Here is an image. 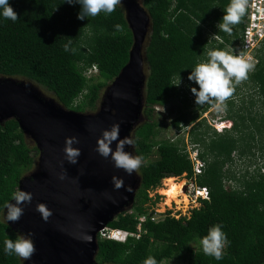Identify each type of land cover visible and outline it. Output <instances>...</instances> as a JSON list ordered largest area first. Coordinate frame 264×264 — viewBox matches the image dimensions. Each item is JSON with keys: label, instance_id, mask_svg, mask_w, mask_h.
<instances>
[{"label": "trees", "instance_id": "16d2710c", "mask_svg": "<svg viewBox=\"0 0 264 264\" xmlns=\"http://www.w3.org/2000/svg\"><path fill=\"white\" fill-rule=\"evenodd\" d=\"M228 2L143 0L151 24L143 90L147 118L131 134L133 155L143 156L136 170L141 181L133 206L108 224L130 236L125 242L98 237L96 263L142 264L153 256L158 264H264V41L255 51L256 64L243 79V91L233 89L226 100L222 120L229 121V130L223 133L203 118L212 108L209 104L194 105L189 89L198 86L187 79L192 67L206 61L209 49H237L246 14L231 33L216 27ZM9 3L17 20L0 18V78L29 82L66 110L95 112L104 91L130 59L133 35L124 7L79 20L80 6L63 0ZM116 24L120 30L114 28ZM91 68L96 74L87 76ZM178 75L181 83L173 86ZM175 100L181 106L170 126L179 136L160 139L151 116L156 108ZM189 146L203 163L199 175L194 173ZM257 150L261 162L255 171L240 174L235 168L238 158L246 159ZM39 155L15 119L0 124V264L24 262L3 252V241L20 234L4 219V210L12 201L11 193L37 169ZM172 177H185L195 188L206 189L208 198H199L188 217L167 213L155 218L154 211L148 213L149 192ZM142 215L146 220L138 230L137 219ZM213 224L222 225L229 241L220 260L205 255L199 242Z\"/></svg>", "mask_w": 264, "mask_h": 264}, {"label": "water", "instance_id": "95a60500", "mask_svg": "<svg viewBox=\"0 0 264 264\" xmlns=\"http://www.w3.org/2000/svg\"><path fill=\"white\" fill-rule=\"evenodd\" d=\"M122 6L133 47L95 114L66 110L29 82L0 78V124L15 119L40 151L37 169L19 186L32 193L31 201L20 205L23 214L17 221L7 222L14 231L32 234L34 252L23 264H95L99 232L134 202L141 181L136 170L128 175L113 166L110 156L95 151L102 130L119 123L118 139L131 137L143 115L150 17L135 0H122ZM71 136L78 140L72 146L80 149L76 164L67 162L63 152L65 138ZM128 147L124 150L133 154ZM114 175L123 178L124 186L113 188ZM40 203L51 210L46 220L36 210Z\"/></svg>", "mask_w": 264, "mask_h": 264}, {"label": "clouds", "instance_id": "9594fccd", "mask_svg": "<svg viewBox=\"0 0 264 264\" xmlns=\"http://www.w3.org/2000/svg\"><path fill=\"white\" fill-rule=\"evenodd\" d=\"M63 2L69 5L78 4L80 6L79 11L77 13V19L79 20H84L88 17H96L100 13L111 14L118 6H122V0H63ZM247 7L248 0H229L228 4L223 10L224 14L221 20L217 23L216 27L225 33H231L233 26L237 25L241 21L242 17L246 14ZM0 18L8 19L13 22L17 20V13L13 10L12 6L9 3V0H0ZM114 28L116 30H120L121 25L116 24L114 25ZM238 46L237 49L230 48V52L219 48L209 49L206 52V61H201L191 68L187 79L191 82H194L195 85L198 86L190 87L189 89L194 96L195 106L204 105L207 103L216 112H224L226 110V100L233 93V80L238 82L240 80L246 79L248 72L253 67L252 64H256V62L250 63L248 60L242 58L240 55H234V53L238 51ZM64 50H69L67 44L64 45ZM94 74H96L95 68H91V70L87 72V76ZM180 83L181 80L178 75V79L175 81L173 86H179ZM97 111L98 109L93 113L86 112L84 114H95ZM224 125L225 127L223 126V124L221 125V127L223 126L224 129L223 127L220 130L216 129L218 133H223L224 131L229 130V121H226ZM119 131V123H113L110 128L102 130L101 136L97 139L95 151L101 157L108 158L110 156L113 162V166L115 168L122 169L126 174L131 175L135 170L141 167L143 162V156L133 155L132 153L124 150L125 145H129L128 148L131 150V145L135 144V140L132 138V136H125L123 138L118 139ZM114 141L116 143L115 149L113 150L110 145H112ZM76 143H78V140L75 136L65 138V146L63 152L65 154V160L70 164H76L77 158L80 155V149L72 146ZM189 147L188 150L190 151V157L191 153H195L197 156V152L192 151L191 146ZM196 158L198 159V157ZM198 161L202 164V167L199 173H197L194 168V173L196 175H199L203 168V163L199 159ZM193 162L195 165L194 160ZM60 178L63 179V175H61ZM111 183L114 189H119L124 186L123 178H119L115 175L111 177ZM191 183L193 184V187L196 191L197 188H195L194 183L192 181ZM125 190L130 191L131 188L126 187ZM150 192L149 197L151 196ZM200 194L203 195L204 193L201 192ZM11 197L12 201H15V203L9 202L5 205L6 213L4 219L7 222H15L20 218V216L23 214V208L20 205L22 203H29L32 198V193L23 191L18 188L17 190L11 193ZM151 199L153 202H155V199ZM132 206L133 204L129 208H125V210L130 209ZM36 210L41 214L42 219L46 220L47 217L51 215V210L48 209L47 206L43 203L37 204ZM151 211L154 210L152 209ZM150 212L148 211V213ZM154 217L158 218L156 215H154ZM140 218H144L143 223L146 220V217L143 215L137 219L138 230H141V226L143 224L142 223L139 227ZM128 236H130L128 232L120 229H112L108 226L102 231H100L98 234V237L117 242H125ZM85 239L86 241L90 242L91 236H86ZM199 242L203 253L205 255L212 256L216 260H220L222 258V250L229 243L226 233L222 230L221 224H213L212 226H210L207 229L206 235L200 237ZM3 252L6 255L15 254L16 256L23 258L24 261L29 259L32 253L34 252V242L32 240V234L28 233L27 235H25L23 233H20L17 234L15 239H5L3 241ZM95 264L98 263H96L95 261ZM142 264H158V262L155 257L147 256L142 261Z\"/></svg>", "mask_w": 264, "mask_h": 264}, {"label": "rangeland", "instance_id": "374dc122", "mask_svg": "<svg viewBox=\"0 0 264 264\" xmlns=\"http://www.w3.org/2000/svg\"><path fill=\"white\" fill-rule=\"evenodd\" d=\"M135 1L140 4L143 3V0H135ZM225 51L230 52L231 49L227 47ZM232 87L233 89H236L235 92H237L238 90L239 91L242 90L243 80H240L238 82L233 80ZM42 91L44 93V96L51 98V95L47 94L45 90L41 89V92ZM243 97L245 98V101H247V104H249V99L247 97V94L244 93ZM180 106H181L180 101L175 100L173 103L167 105L166 107H158L154 110V113L152 114L151 118L153 119V121H155L158 124L157 126L159 131L158 137L160 139H176L177 136H179L176 133V131L172 129V127L170 126V122L177 115V108ZM222 116H223L222 112H216L213 108H211L206 114L203 115V118H205L207 123L212 127H214L215 130L216 129L220 130L223 126L225 127L224 124L221 127L222 125L221 122H226L225 120H222ZM141 118H142L141 119V123H142L146 121L147 117L144 116L143 114ZM189 131L190 129H187V132L184 135L185 141L187 140V134ZM256 152L257 153H255L253 156L247 154L246 159L244 157L238 158L239 159L238 164H236L235 168H237L240 174L245 173L247 170L250 171V174L255 171V168L257 167L258 163L261 162L259 161L260 153L258 154V150ZM194 156L195 153H191V158H193ZM170 179H173L174 181L170 183L169 181H166L168 179L162 180L161 184L150 192L151 195L150 197L155 199V204L153 205L152 201L150 202L151 208L149 212L153 209L158 218H162L167 213H170V215L174 218H180L183 216L188 217L190 215V211L197 208L196 206H198V204L195 202L197 200V196H195V189L193 187V184L191 182L189 183L185 177H181V178L172 177ZM176 184L182 185V188L180 190L181 192L180 194H178L177 198H176L177 191L175 189L174 190L172 189V187L176 186ZM165 189L171 190V195L169 196L166 195L164 193ZM166 197L168 199H166Z\"/></svg>", "mask_w": 264, "mask_h": 264}, {"label": "built area", "instance_id": "2783aa9c", "mask_svg": "<svg viewBox=\"0 0 264 264\" xmlns=\"http://www.w3.org/2000/svg\"><path fill=\"white\" fill-rule=\"evenodd\" d=\"M264 41V0H248V7L246 10V20L244 31L239 42L238 51L234 55H240L242 58L248 60L250 63H255V51L260 48ZM195 156L192 158L195 161V170L200 172L202 164ZM204 194L201 195L200 193ZM195 196L198 204V199H207L208 191L206 189H197ZM199 205V204H198ZM197 207V206H196ZM144 218L139 219V227L143 223Z\"/></svg>", "mask_w": 264, "mask_h": 264}, {"label": "bare ground", "instance_id": "6f19581e", "mask_svg": "<svg viewBox=\"0 0 264 264\" xmlns=\"http://www.w3.org/2000/svg\"><path fill=\"white\" fill-rule=\"evenodd\" d=\"M253 65V67H254V64H252ZM252 67V68H253ZM132 134V133H131ZM194 168H195V165H194ZM166 181H169L170 183L172 182V181H174L173 179H168V180H166ZM177 185H179V186H177ZM174 186V185H173ZM181 188H182V185L181 184H176V186H174V187H172V189L174 190H176L177 191V194H176V198H177V196H178V194H180V190H181ZM166 189H168V188H166ZM164 190V193L166 194V195H171V190ZM166 199H168L167 197H166ZM155 203V202H154Z\"/></svg>", "mask_w": 264, "mask_h": 264}]
</instances>
